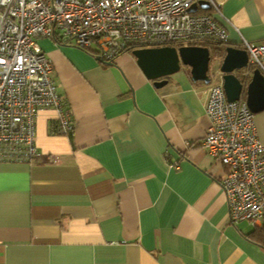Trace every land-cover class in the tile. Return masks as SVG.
<instances>
[{
    "label": "crops",
    "instance_id": "0c3cea01",
    "mask_svg": "<svg viewBox=\"0 0 264 264\" xmlns=\"http://www.w3.org/2000/svg\"><path fill=\"white\" fill-rule=\"evenodd\" d=\"M215 1L224 45H264V0ZM39 43L72 127L54 131L43 108L38 156L0 162V264H264V217L229 220L226 167L201 143L206 83L181 65L155 87L130 52L106 64L70 42ZM253 121L264 142V109Z\"/></svg>",
    "mask_w": 264,
    "mask_h": 264
},
{
    "label": "built area",
    "instance_id": "2783aa9c",
    "mask_svg": "<svg viewBox=\"0 0 264 264\" xmlns=\"http://www.w3.org/2000/svg\"><path fill=\"white\" fill-rule=\"evenodd\" d=\"M199 1L0 0V162H30L38 156L34 124L43 108L55 111L56 132L72 127L40 38L70 42L109 62L138 47L225 43L226 28L214 16L220 14L218 3L204 0L208 7L202 8ZM241 48L248 54L243 73L258 68L264 74V45L242 40ZM209 76V126L201 143L226 167L220 184L229 220L258 225L264 217V142L246 101H228L220 73L215 69Z\"/></svg>",
    "mask_w": 264,
    "mask_h": 264
},
{
    "label": "water",
    "instance_id": "95a60500",
    "mask_svg": "<svg viewBox=\"0 0 264 264\" xmlns=\"http://www.w3.org/2000/svg\"><path fill=\"white\" fill-rule=\"evenodd\" d=\"M199 4L202 8L208 7L204 0L199 1ZM194 9L195 4H192L189 10ZM130 53L155 87L164 85L167 82V76L178 71L181 65L189 68L192 80L206 84L210 81L208 74L210 51L207 46L184 44L138 47L131 49ZM220 56L216 70L221 75L227 100H238L245 94L246 104L253 113L263 110L264 74L258 68L251 69L249 74L243 73L248 62L247 51L244 48L227 44ZM238 70H241L240 75L237 73Z\"/></svg>",
    "mask_w": 264,
    "mask_h": 264
},
{
    "label": "rangeland",
    "instance_id": "374dc122",
    "mask_svg": "<svg viewBox=\"0 0 264 264\" xmlns=\"http://www.w3.org/2000/svg\"><path fill=\"white\" fill-rule=\"evenodd\" d=\"M93 44H95L93 42ZM174 45L178 46L179 44L178 43H175ZM207 45H209V51H210V61H209V70H208V73L211 74V72L213 71L212 69H217V68H214L216 67L218 61L220 60V55L219 53L222 52V48L224 49L226 45H224V43L222 44H218V43H215V42H211V41H208L207 42ZM218 47V48H217ZM217 51H221V52H218ZM240 71L241 70H238L237 73L240 75Z\"/></svg>",
    "mask_w": 264,
    "mask_h": 264
},
{
    "label": "trees",
    "instance_id": "16d2710c",
    "mask_svg": "<svg viewBox=\"0 0 264 264\" xmlns=\"http://www.w3.org/2000/svg\"><path fill=\"white\" fill-rule=\"evenodd\" d=\"M208 12V11H207ZM55 39V38H54ZM56 42H61V40H55ZM207 42L208 41H193V42H187L188 44H197V45H204V46H207L209 47V45H207ZM213 42V41H211ZM215 43H218V44H221L222 42H215ZM224 43V42H223ZM222 43V44H223ZM218 48V47H217ZM86 51H89L91 52L92 50H86ZM222 51H223V48H222ZM94 52V51H92ZM112 62V61H111ZM54 131H57V126H54L53 127ZM254 234H256L255 236H261L263 238H261L263 241H264V224L261 226V227H258V228H254Z\"/></svg>",
    "mask_w": 264,
    "mask_h": 264
}]
</instances>
